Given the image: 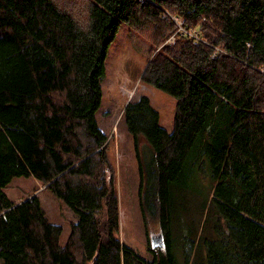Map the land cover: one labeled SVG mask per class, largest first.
I'll use <instances>...</instances> for the list:
<instances>
[{
	"label": "trees",
	"instance_id": "trees-1",
	"mask_svg": "<svg viewBox=\"0 0 264 264\" xmlns=\"http://www.w3.org/2000/svg\"><path fill=\"white\" fill-rule=\"evenodd\" d=\"M121 23L150 42L140 81L176 99L171 131L147 96L123 107L140 206L165 242L148 239L149 260L116 235V170L96 119ZM18 176L77 215L63 245L37 195L4 192ZM199 177L201 231L178 234L198 264H264V0H0V264H179L173 221L183 227Z\"/></svg>",
	"mask_w": 264,
	"mask_h": 264
},
{
	"label": "rangeland",
	"instance_id": "rangeland-1",
	"mask_svg": "<svg viewBox=\"0 0 264 264\" xmlns=\"http://www.w3.org/2000/svg\"><path fill=\"white\" fill-rule=\"evenodd\" d=\"M175 21L180 25V20ZM149 48L150 42L137 30L125 23L120 24L108 48L105 76L101 82V106L96 111L98 125L108 135L107 160L116 170L120 218L116 235L148 260L152 258L148 250V239L151 234L159 233V226L157 219L150 215V211L144 215L140 206L139 164L133 138L126 129L123 107L127 101L145 95L158 110L160 125L171 131L176 103L173 95L140 81L138 74L149 57ZM143 146L148 153L149 144L145 141ZM206 180L196 178L194 186L198 193L193 191L184 194L185 200L179 206L178 214L183 227L178 218L173 221V235H176L175 256L179 264H186L185 251L190 255L189 264L199 263L196 246L193 248L185 246L186 243L178 234L183 231L186 237H192L197 230L201 231L206 216V209L203 210L202 203L209 190V181ZM4 192L15 202L37 195L50 221L62 227L60 245L66 242L70 223L77 220V215L40 181L32 176L14 177L4 188ZM195 238L197 240L198 236Z\"/></svg>",
	"mask_w": 264,
	"mask_h": 264
},
{
	"label": "water",
	"instance_id": "water-1",
	"mask_svg": "<svg viewBox=\"0 0 264 264\" xmlns=\"http://www.w3.org/2000/svg\"><path fill=\"white\" fill-rule=\"evenodd\" d=\"M149 243L151 248H163L165 242L162 232L151 234L149 237Z\"/></svg>",
	"mask_w": 264,
	"mask_h": 264
},
{
	"label": "built area",
	"instance_id": "built-area-1",
	"mask_svg": "<svg viewBox=\"0 0 264 264\" xmlns=\"http://www.w3.org/2000/svg\"><path fill=\"white\" fill-rule=\"evenodd\" d=\"M188 33L190 34V36H192L193 38H195V40L199 39V38H198V35L196 34V32H194V31H190V32H188Z\"/></svg>",
	"mask_w": 264,
	"mask_h": 264
},
{
	"label": "flooded vegetation",
	"instance_id": "flooded-vegetation-1",
	"mask_svg": "<svg viewBox=\"0 0 264 264\" xmlns=\"http://www.w3.org/2000/svg\"><path fill=\"white\" fill-rule=\"evenodd\" d=\"M153 233H155V232H153ZM150 237V236H149Z\"/></svg>",
	"mask_w": 264,
	"mask_h": 264
}]
</instances>
